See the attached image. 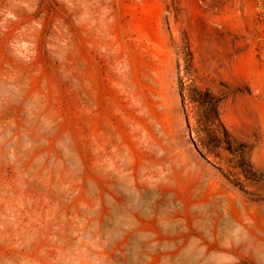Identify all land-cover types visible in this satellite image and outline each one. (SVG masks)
I'll use <instances>...</instances> for the list:
<instances>
[{"label": "rangeland", "instance_id": "obj_1", "mask_svg": "<svg viewBox=\"0 0 264 264\" xmlns=\"http://www.w3.org/2000/svg\"><path fill=\"white\" fill-rule=\"evenodd\" d=\"M0 264H264V0H0Z\"/></svg>", "mask_w": 264, "mask_h": 264}]
</instances>
